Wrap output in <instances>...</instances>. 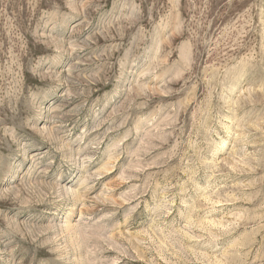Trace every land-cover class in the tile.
Here are the masks:
<instances>
[{"label":"rangeland","instance_id":"obj_1","mask_svg":"<svg viewBox=\"0 0 264 264\" xmlns=\"http://www.w3.org/2000/svg\"><path fill=\"white\" fill-rule=\"evenodd\" d=\"M0 264H264V0H0Z\"/></svg>","mask_w":264,"mask_h":264}]
</instances>
